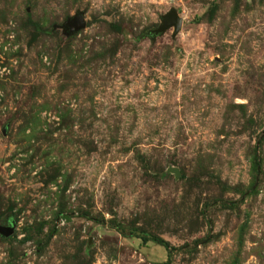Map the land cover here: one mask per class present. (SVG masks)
Wrapping results in <instances>:
<instances>
[{
	"label": "rangeland",
	"instance_id": "obj_1",
	"mask_svg": "<svg viewBox=\"0 0 264 264\" xmlns=\"http://www.w3.org/2000/svg\"><path fill=\"white\" fill-rule=\"evenodd\" d=\"M9 221L0 264H264V0H0Z\"/></svg>",
	"mask_w": 264,
	"mask_h": 264
},
{
	"label": "water",
	"instance_id": "obj_2",
	"mask_svg": "<svg viewBox=\"0 0 264 264\" xmlns=\"http://www.w3.org/2000/svg\"><path fill=\"white\" fill-rule=\"evenodd\" d=\"M181 17L177 14L174 8L168 10L162 17L160 24L151 30V33L154 35H158L163 33L167 28L173 26V33H177L181 27ZM85 22L83 19L82 12H77L75 15L68 17L62 24L65 32L67 34H72L75 31L84 27ZM175 175H178L179 172L171 168V170ZM14 230L13 221H9L7 225L0 224V234L3 236H9Z\"/></svg>",
	"mask_w": 264,
	"mask_h": 264
},
{
	"label": "trees",
	"instance_id": "obj_3",
	"mask_svg": "<svg viewBox=\"0 0 264 264\" xmlns=\"http://www.w3.org/2000/svg\"><path fill=\"white\" fill-rule=\"evenodd\" d=\"M253 167H254V170H256V160L254 161ZM84 215L86 216L89 214L85 212ZM87 217H89V216H87ZM51 234H52V232H49L47 234V237H49ZM140 238L142 239L143 242L153 241L155 244H158V245L164 247L168 252L166 264L169 263L171 250H173L174 247L167 240H165L164 238H162L160 236H148V235H142Z\"/></svg>",
	"mask_w": 264,
	"mask_h": 264
}]
</instances>
